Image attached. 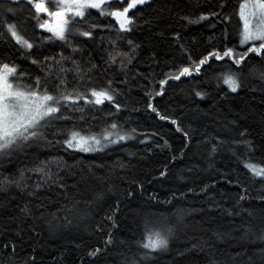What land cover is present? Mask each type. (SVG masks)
Returning a JSON list of instances; mask_svg holds the SVG:
<instances>
[{
    "label": "trees",
    "instance_id": "obj_1",
    "mask_svg": "<svg viewBox=\"0 0 264 264\" xmlns=\"http://www.w3.org/2000/svg\"><path fill=\"white\" fill-rule=\"evenodd\" d=\"M245 1L148 0L129 11L136 16L128 32L117 31L115 18L91 10L86 24L79 18L76 24L84 30L98 25L91 29L93 38L74 32L69 44L37 27L26 0H0V17L15 22L34 45L22 49L0 24V62L17 65L25 84L40 77L51 91L56 68L49 72L53 61L44 58L59 59L63 53L91 77L80 80L68 72L69 89L84 91L111 80L121 105L117 110L108 101H80L83 111H64L67 119L53 120L41 139L0 155V179H19L23 173L20 183L27 185L0 188V264H129L133 257L138 264H264V178L244 166L264 164V58L249 53L240 66L228 58L210 59L199 73L159 84L189 63V53L197 60L214 48L246 50L248 45L239 44V8ZM8 7L14 14L5 12ZM212 12L218 15L199 23L184 19ZM112 41L131 63L121 66V57L108 61ZM228 70L239 73L235 92L218 79ZM149 103L170 119H160ZM112 123L129 138L90 152L62 143L70 130L100 133ZM53 159L62 161L59 169L52 165L57 183L49 180L37 189L42 174L32 169ZM96 192L103 197L97 199ZM25 206L30 214L21 211ZM164 222L172 227L168 246L143 249L146 225L158 228ZM95 249L96 255H89Z\"/></svg>",
    "mask_w": 264,
    "mask_h": 264
},
{
    "label": "snow or ice",
    "instance_id": "obj_2",
    "mask_svg": "<svg viewBox=\"0 0 264 264\" xmlns=\"http://www.w3.org/2000/svg\"><path fill=\"white\" fill-rule=\"evenodd\" d=\"M148 0H28L30 6L34 9L33 19L37 21V27L41 29H47L52 33L53 37L71 44L68 37L74 32L78 33L81 37L93 38V32L91 29L98 27L96 24H90L88 30H84L77 26L76 21L79 18L80 22L87 23L86 17L92 15L91 10H96L100 16H108L115 18L118 23L117 31H131L135 24L136 13L133 12L129 15V11L137 9V6H143ZM52 4L50 9L48 4ZM113 3H119L121 7H111ZM248 4L241 5L240 15L244 18L243 30L239 33V44L248 45L246 50L240 52L236 51L234 47L225 46L223 50L213 49L207 52L206 55L200 56L197 60H192L191 53L188 54L189 63L185 66H179L174 71H170L165 74V79L159 81V84L163 86L168 79L179 80L181 76L191 75L192 72L199 73L201 66L208 63L210 59L224 60L228 58L235 66L242 65L249 53L256 54L264 58V0H254L251 4V8L257 9L258 12H249L246 15V8ZM6 13H13L15 9L8 7L5 9ZM46 14L48 19H42L40 14ZM218 15L215 12L208 13L207 15L201 14L196 18L184 17L189 24L199 23L200 21L208 19V16ZM250 15H257V23L252 26L247 18ZM228 19V17H224ZM0 24L7 30L8 34L14 41L22 48L31 50L34 45L27 39L17 28L15 22H8L6 16L0 17ZM71 24V27H70ZM177 38L179 34H176ZM115 41H112L113 51L108 53V61L116 63L117 57H121L120 64L125 66V63H131L132 57L126 53L121 52L115 47ZM129 45H132L133 49L137 47L132 41H128ZM183 48V45H181ZM78 49L73 48L72 51L76 52ZM126 58V61L125 59ZM51 59L53 64L47 65L49 72L53 67L56 68V80L57 83L50 91L47 84H41L40 77H35L31 85L23 82L24 73L18 72V66L14 63L0 62V155H7L17 149L24 147L25 145L35 142L43 137L42 129L51 125L53 120L67 119L64 116V111L69 109H78L83 111L79 107V102L84 101L86 104L102 105L105 101L114 104L117 110L121 105L114 100L115 89L111 87L112 81L108 80L103 86L100 87H87L84 91H80L79 88L73 87L69 89L67 87V73L74 72L79 76L80 80H83L87 73L82 70L80 64L76 60H72L71 57H65L63 53L60 54L59 59L45 57L44 60ZM70 61L71 66L65 67V62ZM34 64L38 61L33 60ZM92 67H95L93 65ZM264 75V74H262ZM88 80H91L90 76H87ZM218 79H221L229 89L235 92L241 85L239 80V73L235 71H225L220 74ZM163 91L161 87L160 92L155 93L160 95ZM151 98L152 93H148ZM196 96H203L202 92H196ZM148 107L153 111L158 110L151 104ZM63 110V111H62ZM82 118V117H81ZM160 119L169 120L170 117L160 115ZM171 123L177 126L178 131H183L176 120H171ZM134 131V130H133ZM187 137L188 133L183 132ZM115 137V139H112ZM129 138L127 132H121L116 123H112L106 128L102 129L100 133H92L90 130L87 134H83L78 130H70L66 133V138L62 141L64 145L69 149H79L84 152H90L96 150L97 147L103 145L117 143ZM167 143V141H165ZM244 143L248 144L251 148V144L248 141ZM175 159V157H173ZM62 161L53 159L49 161H42L40 165L32 171L42 174L43 183H37L35 187L37 189L42 188L49 180L52 183H57V180L52 179V165H55L57 169L61 167ZM245 168L257 177L264 178V164H257L252 162H245ZM161 175H164L161 172ZM23 179V173H21L19 179H9L4 177L0 179V188L5 185L16 184L17 187H27V185H21L20 180ZM61 188L65 186L59 185ZM32 194V193H30ZM97 199L103 197L102 192H96ZM243 199V197H241ZM68 212H72L73 208H67ZM25 214H30L31 210L25 206L21 209ZM67 219V217H65ZM111 219V217H109ZM172 233L171 225L166 222L162 223L158 228L156 226L145 227L144 239L140 242V246L143 249L156 251L165 249L168 246V237ZM264 238V237H262ZM107 243H111V236L109 235ZM9 247V245H5ZM13 251L14 245H11ZM99 249H95L90 252L89 255H96ZM143 256L149 255V252H144ZM129 264H138L135 257L129 262Z\"/></svg>",
    "mask_w": 264,
    "mask_h": 264
},
{
    "label": "rangeland",
    "instance_id": "obj_3",
    "mask_svg": "<svg viewBox=\"0 0 264 264\" xmlns=\"http://www.w3.org/2000/svg\"><path fill=\"white\" fill-rule=\"evenodd\" d=\"M26 1L28 2V0H26ZM252 3H254V0H247V1H245L243 3V4H248L249 5V7L246 8V10H245L246 15L249 12H258L257 9H253V8L250 7ZM48 6H49L50 9L52 8V4L51 3H49ZM94 11H96V10H94ZM240 11H241V6L239 8V20H240V24H241L240 27H241V31H242L243 30V24H244V18L241 17ZM40 16H41L42 19H48V17L46 16V14L41 13ZM247 18L249 19L250 25L254 26L257 23V20H258V16L257 15H250ZM42 30H44L46 32H49L47 29H42ZM49 34H51V36H52L53 39H56V38L53 37V35H52L51 32H49ZM57 40H59V39H57Z\"/></svg>",
    "mask_w": 264,
    "mask_h": 264
}]
</instances>
